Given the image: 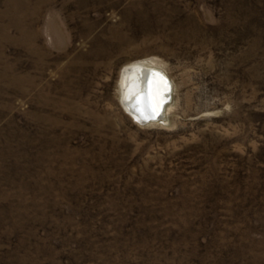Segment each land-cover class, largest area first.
<instances>
[{
    "label": "rangeland",
    "instance_id": "obj_1",
    "mask_svg": "<svg viewBox=\"0 0 264 264\" xmlns=\"http://www.w3.org/2000/svg\"><path fill=\"white\" fill-rule=\"evenodd\" d=\"M0 264H264V0H0Z\"/></svg>",
    "mask_w": 264,
    "mask_h": 264
},
{
    "label": "bare ground",
    "instance_id": "obj_2",
    "mask_svg": "<svg viewBox=\"0 0 264 264\" xmlns=\"http://www.w3.org/2000/svg\"><path fill=\"white\" fill-rule=\"evenodd\" d=\"M153 63L154 62L142 60L125 65V68H123L121 73V81L119 83L122 91L121 100L125 109L131 116L133 115L137 119L136 121L138 123L142 125L150 123H159L164 125L169 123L167 112L171 107V101H168L164 105L163 111L157 120L152 121L150 118L153 108L160 107V97L163 93H165V88L160 81L157 78H151L152 75L149 67L152 66L159 68ZM171 97L173 98L172 93Z\"/></svg>",
    "mask_w": 264,
    "mask_h": 264
},
{
    "label": "water",
    "instance_id": "obj_3",
    "mask_svg": "<svg viewBox=\"0 0 264 264\" xmlns=\"http://www.w3.org/2000/svg\"><path fill=\"white\" fill-rule=\"evenodd\" d=\"M149 70L151 71L150 72L151 75H152L151 78H153V77L157 78L160 81V83L163 85V87L165 88V93H163V95H161V97H160L161 98L160 107L159 108L154 107L153 110H152V113L150 115L151 120L155 121V120H157L159 118L160 114L162 113L164 105L168 101L172 100V97H171L172 84H171V79H170V77L168 76V74L166 73L165 70H163L161 68L152 67V66L149 67ZM134 119L137 120L135 117H134Z\"/></svg>",
    "mask_w": 264,
    "mask_h": 264
}]
</instances>
